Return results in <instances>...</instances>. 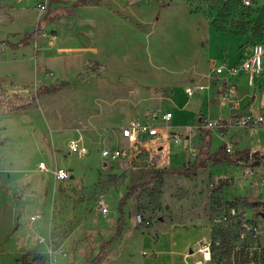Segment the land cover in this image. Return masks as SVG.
I'll return each instance as SVG.
<instances>
[{"label": "rangeland", "instance_id": "obj_1", "mask_svg": "<svg viewBox=\"0 0 264 264\" xmlns=\"http://www.w3.org/2000/svg\"><path fill=\"white\" fill-rule=\"evenodd\" d=\"M72 1L47 0L40 11V0H0V42H19L51 9ZM99 1L93 3L98 7L77 8L63 22L47 25L28 45L12 49L0 43V81L11 96L30 100L42 87L71 82L26 107L0 112V264H22L30 252V260L43 256L47 264H88L98 255L100 264H195L200 242L216 241L225 232L231 236L230 254L222 257L224 245L215 246L213 264L247 260L248 250L264 245V234L258 241L239 238V218L231 215L229 201L243 198L238 206L264 227L255 214V207L264 210V164L255 168L256 175L242 173L253 161L244 153L240 161L210 162L196 174L185 173L194 163L191 148L200 149L208 137L211 152L227 136L232 152L239 145L263 156L264 126L244 127L240 115H233L222 127L205 130L206 119H198L173 134L174 144L186 141L185 149L172 142L164 149L160 139L147 143L149 148L131 146L120 126L155 111L161 138L167 139L170 126L190 120L180 109L199 110L211 84V120L228 117L230 105L252 114L247 110L255 99L248 94L254 78L246 88L233 80L245 71L215 70L228 61L225 51L241 47L249 56L255 45H264V0H131L127 6L126 0ZM209 45L224 53L221 59L208 57ZM224 82V91L234 89L228 99L219 92ZM200 84L206 88L187 92ZM176 85L179 96L172 95ZM184 92L188 101L181 105ZM261 106L258 102L253 114ZM168 109L174 116L165 122ZM77 138L89 148L85 157L69 148ZM118 146L131 150L102 156ZM41 160L48 170H39ZM56 164L73 176L57 181ZM226 178L235 181L230 189L219 183ZM133 186L120 223L119 202ZM117 231L121 234L107 248ZM252 259L264 264V254Z\"/></svg>", "mask_w": 264, "mask_h": 264}, {"label": "built area", "instance_id": "obj_2", "mask_svg": "<svg viewBox=\"0 0 264 264\" xmlns=\"http://www.w3.org/2000/svg\"><path fill=\"white\" fill-rule=\"evenodd\" d=\"M41 2L39 3V10H45L47 8V0H40ZM248 3L249 0H246ZM216 73L220 74L225 71H229L231 74H235L236 71H245L249 74V76L253 79L255 76H260L263 78V83H264V45L262 44H257L254 46L251 54L249 56L244 57L239 64H234V65H228L226 63L219 65L216 67ZM254 82V80L252 81ZM205 85H195L193 88H189L187 91L189 94L193 95L196 91H200L205 89ZM224 91V87L222 88L221 91L224 92L225 98H229L231 94L234 93L233 90H227ZM231 93H230V92ZM173 117V113L166 112L162 115V119L165 122L171 121ZM160 118L158 114H156L155 111H146L142 119H136L132 120L129 123H125L121 126V134L122 137L129 143L131 146L132 145H138L141 144L145 148H149L147 143L154 142L157 139H160L162 137V131L160 130V125H158L157 121ZM239 123L244 126H264V112L262 113H256V114H242L238 118ZM205 130L209 128H214L216 126L222 127L221 119L220 120H211V119H206L205 123ZM167 138L172 141H176L173 133L168 130L167 131ZM178 141V140H177ZM69 148L71 152L79 154L81 157H85L89 154V148L84 144L83 140L81 138L73 139L69 143ZM131 150V149H130ZM130 150L126 148H120L115 147L113 149H104L102 151V156L105 158L109 157H119V156H124ZM227 150L229 152H232L231 146H227ZM199 150L194 149L193 153L195 156L198 154ZM39 170L46 171L48 170V166L46 162L41 161L39 162ZM54 178L57 181H65L68 180L70 177H72V173L69 169L65 167H61L56 164L55 168L52 170ZM256 170L253 169L249 165H244L242 166V173L248 174V175H256ZM263 197H264V192H263ZM245 198V197H244ZM249 198H251L249 196ZM240 200L243 201V198ZM238 200L235 204H231L230 210H231V215L232 216H237L239 218V227L237 228V234L238 237L241 238L242 240H261V237L264 234V227L262 223H258L252 220V217H249L247 213L242 210V207L238 206ZM264 200V199H263ZM260 202V200H259ZM258 202V204H259ZM262 203V201L260 202ZM264 203V202H263ZM251 204V203H250ZM262 209V210H261ZM106 210V207H105ZM260 210V212H258ZM261 212H264L263 208H258L255 207V214H258L261 216V219L264 220V214H261ZM31 219L33 221L38 219V215L33 214L31 215ZM212 236V235H211ZM227 240H231V236L228 232L223 233L220 238H218L216 241H213V237H210V240L205 239L202 242H200V246L196 249V251L201 255L200 258L196 261L195 264H213L214 263V253L213 250L215 246H219L220 244L223 245V243ZM220 245V246H221ZM194 251H191L189 254H193ZM188 254V253H187ZM264 254V245L259 244V246L255 250H248L246 257H248L247 260H240L237 261L235 258L228 262L227 264H261L260 261L258 260H250L251 257H256L261 256ZM235 255V254H234ZM224 264V263H223Z\"/></svg>", "mask_w": 264, "mask_h": 264}, {"label": "trees", "instance_id": "obj_3", "mask_svg": "<svg viewBox=\"0 0 264 264\" xmlns=\"http://www.w3.org/2000/svg\"><path fill=\"white\" fill-rule=\"evenodd\" d=\"M92 0H78L75 3H73L69 7H59L57 9L51 10L48 12L45 16H43L36 25V28L31 31L27 32L25 36L22 38L17 43L11 42L8 39H3L0 43L1 44H6L9 45L11 48L15 49L23 45H28L29 42L32 39H37L39 36V33L45 32L47 25L55 22H60L61 19L64 17L70 16L73 14L74 9L78 5L82 4H87ZM167 4V3H166ZM165 5V4H164ZM135 25L140 26L138 23ZM99 68V63L94 62L92 65V70H96ZM71 85V82L68 80H64L58 84H51L50 86L42 87L35 96H33L30 100H23L22 97L18 95H13L11 96L7 90V88L4 86V84L0 81V112L1 113H9L13 110L26 107V105H29L35 101V99L38 96L41 95H47L51 94L54 92H58L60 90L66 89ZM203 116H201L202 118ZM228 120H221L222 125H225ZM210 139L206 138L203 143H202V151L201 154L191 166L190 169L186 170V176H190L191 174H196L197 171L200 168H204L209 164L210 162H229V163H234L235 161H240L243 158L244 153H249L250 155L252 154L249 151H244V150H235L233 152H229L227 150V145L221 146L216 152H210ZM252 163L251 167L255 169L258 165L264 164V155H258L255 157H252ZM261 173V172H260ZM219 183H222L224 186H227L229 189L232 188L235 184V181L232 178H226L225 180H219ZM223 181V182H222ZM134 191V186L125 194V196L121 199L119 202L118 209L120 211V217H119V222L123 223L124 221V214H123V207L125 206L127 200L129 197L133 194ZM238 201V198L233 199L229 202L231 204H235ZM121 234V231H117L114 236L106 242L107 248H109V245ZM229 241L227 240L223 243L224 245V250L220 252L222 257H225L227 254H230L228 252L229 250ZM223 247V246H222ZM236 255V253H235ZM31 252L26 253L25 255L22 256L20 261L22 264H47L46 258L43 256H36L33 260H30ZM102 256H96L90 263L88 264H100L102 260ZM77 264H86V263H77Z\"/></svg>", "mask_w": 264, "mask_h": 264}, {"label": "crops", "instance_id": "obj_4", "mask_svg": "<svg viewBox=\"0 0 264 264\" xmlns=\"http://www.w3.org/2000/svg\"><path fill=\"white\" fill-rule=\"evenodd\" d=\"M76 1H78V0H73L69 5H60V6H56L55 8H53V9H51V10H54V9H57V8H59V7H69V6H71L73 3H75ZM125 1V0H124ZM124 1H123V4H124ZM131 0H126V2H125V5L127 6V5H129L128 3L130 2ZM99 0H92V1H90L89 3H87V4H82V5H78V6H76L75 7V9H74V12H73V14H71L70 16H72V15H74L75 14V12H76V9L77 8H81V7H86V6H91V5H93V6H96V5H99ZM93 3H95L96 5H94ZM122 3V2H121ZM124 5V6H125ZM96 7H98V6H96ZM50 10V11H51ZM49 11V12H50ZM70 16H67V17H64L63 19H61V21L60 22H63V20L64 19H66V18H69ZM60 22H55V23H60ZM95 25H96V22L94 21L93 22V24H92V29H95ZM92 41H94V38L92 37L91 38V42ZM24 46V45H23ZM212 46H214V45H209L208 46V57L210 56V55H212V56H214L215 57V62L216 61H218L219 59H221L222 58V56H223V52H219L218 50H215L214 52H212L211 51V47ZM21 47V46H20ZM88 47V45L86 44L85 45V48H87ZM19 48V47H18ZM13 49V48H12ZM15 49H17V48H15ZM225 55H226V57H227V62H225L226 64H228V65H231V63H232V65H234V64H236V62H238V61H241L244 57H246V55H247V53H246V51H245V49L243 48H237L234 52H232V53H228V51H225ZM231 60V61H230ZM257 77H259L260 78V80L258 81L257 80ZM233 80H234V83H236V84H239V86H241V85H243V86H245L246 88L248 87V85L250 84V82L252 81V78L249 76V74L247 73V72H244L243 74H241V75H239V76H237L236 78H233ZM226 84V82H224L221 86H220V88H219V92H221V90H222V88L224 87V85ZM264 86V83H263V78L262 77H260V76H255L254 77V82H253V89H254V91L252 92V93H248V94H250L251 96H252V98H251V102L253 101V99H254V97H255V99H254V103L253 104H250L249 105V110H247V112H249V113H253L254 111H255V106H256V104H258V102H260L261 104H262V106H261V110L259 109L256 113H262V112H264V94H261V95H257V93L258 92H260V93H262V87ZM211 87H213V90L211 91V92H208V93H204L203 95H202V98H201V103H200V106H199V110H197V111H195V110H193V109H188V108H185V107H182L181 109H180V111H182V112H186V113H188V114H190L191 116H190V120H188L187 122L188 123H186V124H181V125H177V128H175V126L176 125H173V126H170V128H172V130L169 128L168 130H170L173 134H174V132H176V131H179V133H182V131H183V129H185V127H188V126H192V125H194V123H195V121L196 120H198V119H202V118H205V119H212V118H214L212 115H211V112H210V107L211 106H213L215 103H213L212 102V100H213V91H214V86L211 84ZM174 89H177L178 90V93L176 94V92L175 91H173L172 92V95L173 96H179L180 95V92L182 91V89H181V85H176L175 87H174ZM188 92V91H187ZM185 93V95H186V98L184 99L183 98V101H182V103H180L181 105L182 104H186L187 103V101H188V96H187V93L186 92H184ZM182 96V95H181ZM226 104V103H225ZM172 112L173 113V111L171 110V109H168V110H165L164 111V113H166V112ZM241 111V108L239 107V106H237V105H235V106H232V105H230V110H229V116L228 117H223V116H219V117H215V119L216 120H229V117H233V115H235V116H237V115H242V114H244V112H240ZM163 113V114H164ZM255 113V114H256ZM193 115V116H192ZM173 116H174V113H173ZM201 116H203L202 118H201ZM142 119V118H141ZM228 122V121H227ZM122 126V125H121ZM121 126H120V128H121ZM167 130V131H168ZM120 131H121V129H120ZM206 132L207 131H204V133L206 134ZM122 135V134H121ZM166 135H167V132H166V134H165V137H166ZM209 139H210V137H208ZM227 139H229L227 136H225V137H223V140H224V143H223V145H226L227 143L229 144L230 143V141L229 140H227ZM160 140H161V142H159V144H158V146L159 145H161V147H164V149L166 148V146H169V144L172 142L173 144V146L174 145H176V144H174V141H172V140H169L168 138L166 139H164V140H162V138H160ZM166 140V141H165ZM203 143V142H202ZM110 145H112V144H110ZM151 145H152V143H151ZM182 145V142L181 143H179V144H177L176 146H181ZM186 145H187V143H186V141L184 140V143H183V148L185 149L186 148ZM222 145V146H223ZM157 146V147H158ZM210 146H211V144H210ZM237 147L235 148L236 150H244V151H249V152H251L250 150H248V149H241L240 148V146L239 145H236ZM163 149V150H164ZM189 149V148H188ZM194 149H197V148H191V159H192V161L193 162H196V160H198V158H199V156H200V154H201V151H202V144H201V147H200V149H198L199 150V152H198V154L195 156V154L193 153V150ZM219 148H217V147H215V149H213L212 148V151L213 152H216L217 150H218ZM235 149H234V151H235ZM186 151H187V149H186ZM211 152V151H210ZM212 152V153H213ZM252 154H253V152H251ZM261 153V152H260ZM41 161H43V160H41ZM40 161V162H41ZM252 194L253 193H251V192H248V196H252ZM240 197V196H239ZM191 253V252H190ZM1 254H4L5 255V252H3V253H1ZM4 255H2V258L4 257ZM5 257H7V256H5Z\"/></svg>", "mask_w": 264, "mask_h": 264}, {"label": "water", "instance_id": "obj_5", "mask_svg": "<svg viewBox=\"0 0 264 264\" xmlns=\"http://www.w3.org/2000/svg\"><path fill=\"white\" fill-rule=\"evenodd\" d=\"M260 155V151L259 150H256L255 152H253L252 156L255 157V156H258ZM105 165H107V162L104 163ZM192 251V250H191Z\"/></svg>", "mask_w": 264, "mask_h": 264}]
</instances>
